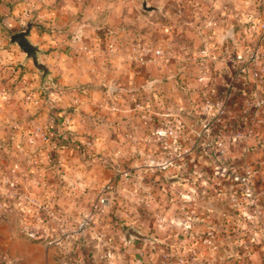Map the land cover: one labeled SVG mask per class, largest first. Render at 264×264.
<instances>
[{"label": "rangeland", "instance_id": "1", "mask_svg": "<svg viewBox=\"0 0 264 264\" xmlns=\"http://www.w3.org/2000/svg\"><path fill=\"white\" fill-rule=\"evenodd\" d=\"M144 3L152 9L145 10ZM52 6L58 9L54 15L58 28L42 24V21H48V12L44 9ZM38 11L45 14L42 16ZM29 21L34 23L29 39L38 47L43 29L62 31L71 42L77 34L81 39L86 34L88 45L85 42L67 45L69 62L73 63L75 58L90 70L112 64L113 68L118 69L117 64L121 67L122 75L118 76V81L125 82L122 85L128 88L135 86L132 90L139 94L134 102L137 110L126 111L134 113L124 118L128 121L126 124L117 126L118 123L112 120L114 123L108 127L107 134L102 135V141L95 135L99 132L98 127L87 122L101 119L102 105L92 92L101 84L91 81L65 86L56 76H50L49 63L39 57L49 71L45 76L17 44L10 42V36L26 29ZM262 43L264 0H0V185L4 184L5 177H11L8 171L16 159L25 166L26 173L18 174L21 182L15 174L12 179L43 202L52 201L60 214L66 216L60 223H46L50 234L35 239L21 230L24 222L32 221L28 212L26 219L21 218L17 223L18 236L38 243L41 249L37 252L42 254L54 239L51 246L60 256H65V251L71 250L78 241L76 225L79 218L91 208L101 187L110 183L113 201L108 213L89 232L92 237L84 240L88 247L80 246L73 260L136 264L142 259L144 264L152 261L164 264L170 258L178 264L182 258L187 263L196 259L207 264L200 240L208 234L207 228L211 225L208 218L212 217L202 213L198 199L204 193L212 201L214 193L218 195L215 186L220 180L214 177V168L209 163L213 160L210 156L213 136L209 135L208 141L199 146L196 141L192 145L188 141L190 131L196 135L195 130L204 126L197 124L196 113H200V108L196 107L200 105V98L193 90L213 82L219 90L217 95L223 94L224 98L220 100L224 101L226 90L224 93L221 90L229 85L224 71H231L233 62L236 64L238 59L253 52L255 44L261 46ZM86 47L97 53L93 63L87 57L89 50ZM117 54L119 63L114 66L111 59ZM130 70L138 73L141 79L132 82ZM205 72L207 78L202 81L200 78ZM218 74L222 76L218 77ZM148 75L156 79L157 88L146 86ZM115 77L116 74L111 79ZM160 81L166 83L167 98L174 102L170 110L188 118V125L183 127L187 141L182 146L167 145L169 139L158 134L168 124L178 126L173 124L175 122L167 123L157 114L166 111L154 95L158 91L165 92ZM48 90L57 93L60 109L52 106L56 103L47 96ZM33 99L38 102H32ZM91 101H94L93 110L87 106ZM231 103L232 99L229 100ZM112 106L107 113L114 118L116 109ZM54 115L64 124H61L63 130L73 123L77 128L75 132L67 130L45 142L35 135V130L45 129ZM89 115L92 117L86 120ZM88 128L93 132L90 133ZM13 130L21 134V144L28 150L26 156L19 151L17 158L11 157L17 151L7 138ZM49 130L54 129L49 127ZM31 138L48 145L49 149L42 154L44 158L34 156L37 151H32L29 146ZM54 140L56 145L53 146ZM204 143L208 145V160L205 159L208 171L202 172L198 152L203 151L200 147ZM183 147L197 148L190 152L193 156L188 153L178 157ZM166 161L172 163L165 166ZM257 176L258 173L255 178ZM262 198L259 195V200L252 204L254 214L261 215L264 205L259 203ZM220 202L225 204V201ZM192 211H195V218L188 219L187 215ZM224 224L228 226L227 222ZM255 225H259L256 226L259 230L261 224ZM130 227L139 228L151 240L134 238L127 242L125 233ZM97 232L104 235L101 240L96 237ZM254 240L258 244L261 238ZM245 245L243 241L237 242L236 254L229 249L231 252L227 251L223 260L250 262L249 251H246L247 255H244L245 251L241 252ZM89 249L93 250L90 252ZM101 249L102 254L98 253ZM93 251L97 256H90ZM47 261L53 263L51 258Z\"/></svg>", "mask_w": 264, "mask_h": 264}, {"label": "crops", "instance_id": "2", "mask_svg": "<svg viewBox=\"0 0 264 264\" xmlns=\"http://www.w3.org/2000/svg\"><path fill=\"white\" fill-rule=\"evenodd\" d=\"M51 4V2H49ZM44 11L48 12V21H42V24H45V26H55L58 28V23L56 22V19L54 15L58 13V9L55 6L50 7L49 9H44ZM44 11H38L40 15H44ZM47 14V13H46ZM54 17V18H53ZM53 18V19H51ZM34 25V24H33ZM89 27V26H88ZM43 33L40 36V50L41 53L39 55L40 58L44 59L45 62L49 63L50 67V76H56L57 81L62 83L65 86H75L79 84H89V82H94V83H100L101 86L100 88H95L92 89V92L96 94L99 99H100V104L102 105L101 109V119L99 122H87L88 124H93L96 127H98L99 132L95 135H98L100 140L102 141L103 136L106 135L108 131V127L112 126L114 122H117V126H123L126 124L128 121L124 120V118L128 117L132 113L126 112L127 110H132L136 111L137 107L135 105V97L136 94L139 96L138 93L134 92L133 90L136 88L135 86H131L128 88L127 86L122 85V83L125 82H120L118 81V76L122 75V70L121 67L118 66L117 62L119 63L118 57L119 55L113 56L114 59H111V61H114V66L115 63L117 64L116 66L118 69L115 67L113 68V64L109 67L108 65L96 69L94 67L93 70L88 69V66H85L83 64H80L78 60H75L74 62L71 63L67 60L68 57V52H67V45L68 44H77L80 42H85L87 44V35L85 34V38H80L79 35L77 34L76 37L74 38L73 42L70 41V38L66 37V35L62 34L61 32H50V31H45L43 29ZM60 33V34H59ZM46 39V41H45ZM71 42V43H70ZM253 46V45H252ZM251 46V47H252ZM87 48V47H86ZM50 51H47L49 50ZM251 48H249L250 50ZM89 50V53L87 51V57L92 60L91 62L93 63L95 60V53L94 50H91L90 48H87ZM86 53V52H85ZM239 53V52H238ZM251 52L249 55L245 57H241V60L236 61V64L233 62V68L231 71H224V76L225 80H227V83L229 82L228 87L223 88L221 91L224 93L225 90H227L230 87V84L232 85V103L230 104L234 114L226 119L225 125L222 126H215L212 125V133L209 135H212L213 137L215 136H221L225 139V141L228 143V145L231 147V155L225 165L226 168H230L231 170H241L243 165H249L253 168L257 169L258 176L255 178V181L253 182L252 186V193L253 196H256L255 202H257L259 195H261L262 201H260V205H264V122L261 124L259 128L255 130L254 136L249 140L247 145L241 147L237 144H234L231 141L230 137V128H237L239 126V117L241 110L243 109L242 107L246 104V101L250 100H255L256 98H263L264 99V43L261 45L260 49V55L255 60V65L254 67L257 69H261L260 75L258 77H253L252 72H251V65L249 64V73L246 75H242L239 73V68L238 65L242 61L247 59L250 56ZM73 59V58H72ZM106 60V59H104ZM104 62V61H103ZM91 63V64H92ZM241 63V64H242ZM106 64V63H105ZM133 70V69H132ZM129 73V78L132 80V82H136L141 79V76L138 73H135L133 71H128ZM49 74V71H48ZM116 74L117 79H111L113 78V75ZM127 74V75H126ZM125 75L128 76V73L125 72ZM222 76V74H218V77ZM147 81V87L149 89H152V86L154 88L155 84L154 81L156 79L153 78V76L148 75ZM124 78V76H123ZM198 81V80H197ZM163 83L161 86L163 88V91L166 90V83L160 81ZM198 84V83H197ZM198 86V85H196ZM208 87V88H207ZM133 89V90H132ZM183 90H186V87H183ZM49 91V90H48ZM197 96L200 98V108L198 112L196 113V118H199L202 123H207L211 124V116L206 112L205 110V105L206 101L209 99L211 100L214 104H220L222 101L220 99L224 98L223 94L220 96L217 95L216 92H218V88L216 85L212 84L211 85H203L202 87H198L195 90ZM50 92V94H49ZM48 92V97L52 102H55L56 104H52L53 107L60 109V106L58 105L59 97L56 96L55 90H51ZM155 92L154 95L157 96L158 100L161 101V104L163 105V108H166L164 112H157L159 116H161L167 123H173V124H178L182 125L184 127L185 125H188V118L182 114H177L176 112H172L170 110V106L173 105V101L167 98V92ZM210 94V95H209ZM94 101H91L87 103V106L91 107V110H93V104ZM113 105L112 107L115 108L116 110L114 111L115 117L111 118V116L107 113L108 108ZM136 107V108H135ZM154 106L150 107L153 109ZM242 108V109H241ZM264 109V107H263ZM196 110V111H197ZM195 111V112H196ZM57 114V113H56ZM62 114V113H60ZM90 117L85 118L90 119L92 115H89ZM263 121H264V111H263ZM114 120L113 123L111 121ZM60 118H57L55 115L49 119V125L46 127H50L51 129L53 128L54 130L52 131L53 133L57 135L63 134L68 130L70 133L75 132L76 130V125L70 124L64 130L62 129L63 123L60 122ZM86 123V122H85ZM166 123V124H167ZM64 125V124H63ZM87 125V124H86ZM85 126V124L83 125ZM88 127V126H87ZM89 129V132L92 133L93 131ZM194 132V131H193ZM190 131L189 133V144L192 145L196 141V135ZM75 135V133H73ZM9 138L8 142L9 144L13 145L17 151H14V154L11 155L13 159L17 158L16 155L20 154L17 152L23 153V155L28 154V150L25 148V146L21 144V141H23L21 134H19L17 131L13 130L8 137ZM32 144H30L31 142ZM29 141V146L32 147V151H37L34 156H38L39 158H44V154L49 148L48 145H45L42 143L37 138H31ZM40 143V145H39ZM206 144V143H205ZM34 148V149H33ZM46 148V149H44ZM203 153L198 152L200 159L198 161V164L201 165V171L205 172L208 171L207 165H205L207 162V146H203ZM191 154V153H190ZM15 155V156H14ZM22 155V154H21ZM193 156V154H191ZM206 159V160H205ZM237 159L240 161H243L242 164H238ZM205 162V163H204ZM211 164V161H209ZM24 165L21 164V162H18V160H13L10 168H9V174L10 178L12 179V175H16L18 181L19 180V175L24 171ZM34 170V169H32ZM7 172V173H8ZM19 174V175H18ZM21 182V181H20ZM216 187V186H215ZM14 189H20V190H25L19 183L15 182ZM216 189V188H214ZM222 188H217V190H221ZM13 190V189H12ZM214 193V197L212 198L213 202L211 204V210H212V218H208V222L211 223L209 226V230L214 229L215 233L217 234L216 240H217V246L218 249L215 252V254H210L208 249L206 247H203L202 251L204 256H207V264H264V209L261 212V215L257 212V214H254L252 212V205L248 206V208H244L241 211H232L229 209L227 218L224 216V212H226L227 206L223 204L221 199H225L224 196L222 195H217ZM222 198H220V197ZM202 197H205L204 193H202ZM186 200L188 198H185ZM201 206V211L204 212L205 210V204L200 203ZM66 207L68 205L66 204ZM250 208V209H249ZM249 215V218H245L244 214ZM10 214V215H9ZM8 218L6 220H3L0 222V262H4L5 264H60L58 263L57 259L60 255L55 251V247L51 246L53 243L49 242L50 247L47 248V251L44 250V254L42 252H37L39 249H41V246L38 245V243L32 242L26 237L23 236H18L17 230H16V224L17 220L19 217V214L16 211H12L9 213ZM244 220V222H243ZM246 220V221H245ZM248 220V221H247ZM227 222L228 226L225 225L224 223ZM244 224H243V223ZM243 224V225H242ZM255 224H261L259 230L256 229ZM229 225L230 231H229ZM226 227V228H225ZM93 233V232H92ZM97 238L100 240L103 238V234L100 232H97ZM99 234V235H98ZM92 237V234L89 233L83 238V242L79 243L78 246L75 248V253L76 251L79 250L80 246H87V243H85L89 238ZM255 237L261 238L260 243L257 244V241H255ZM242 239V240H239ZM85 240V242H84ZM243 241V244H246L245 247H248V250H245L242 248V251H245L244 255H247L246 251H249L250 259H252L250 262L245 261H238L234 260L232 263L230 261H224L223 256L226 254V252L232 250L233 254H236L237 252V246L236 243ZM240 248V249H241ZM82 251H85V248H81ZM230 249V250H229ZM239 249V250H240ZM251 249V250H250ZM90 252L93 249H89ZM251 251V252H250ZM231 252V251H230ZM98 253L102 254L103 249L98 251ZM231 253V254H232ZM87 256V255H86ZM91 257L97 256V252L93 251V253H90ZM53 257V258H52ZM166 257V255H165ZM25 258V259H24ZM47 258H51L52 262L47 261ZM168 258V257H166ZM44 259V260H43ZM46 260V261H45ZM154 260V259H153ZM168 261L164 262V264H176L170 261V258L167 259ZM50 261V260H49ZM78 262L74 263H66V264H77ZM82 264H109L107 261H97L94 263H86V261H82ZM79 264V263H78ZM150 264H156V261L150 262Z\"/></svg>", "mask_w": 264, "mask_h": 264}, {"label": "built area", "instance_id": "3", "mask_svg": "<svg viewBox=\"0 0 264 264\" xmlns=\"http://www.w3.org/2000/svg\"><path fill=\"white\" fill-rule=\"evenodd\" d=\"M253 52L250 56L243 61V63H239V73L242 75H246L249 73V64L251 65L252 75L253 77H258L260 75V69L254 67L255 60L260 55V45H254ZM207 72H205L201 76V80H206ZM232 85L226 90L225 100L220 104H214L211 100H207L205 105L206 112L211 116V124L202 123L200 119L197 120V124L201 126L199 131H196V145L199 146L203 141H208V136L212 133V125L222 126L225 125L226 119L234 114L229 100L232 98ZM31 100V96L28 97ZM32 102L37 103L35 99ZM141 105V104H138ZM264 107V99L256 98L255 100L246 101V104L241 108V113L239 117V126L237 128H230V137L231 141L234 144H237L241 147L247 145L249 140L254 136L255 130L263 124V109ZM65 120V119H64ZM158 134L163 138H168L166 140V144L173 145H184L187 141L185 130L182 125H178L176 128L174 125H169L162 131H158ZM35 135L40 137L45 142H50L51 139L56 138V134L49 130V127H45V129L37 128L35 130ZM69 138H67V141ZM211 145L213 146V151L210 152V156L213 158L211 160V165L213 166V174L214 177L220 180V183L216 185V188H222L218 190V194L224 196L225 205L227 206L226 212H224L225 218H227L229 209L232 211H241L246 207L252 205L256 196H253L252 186L254 182L255 175L257 174V169L253 168L249 165H243L241 170H231L230 168H226L225 165L231 155V147L225 141L223 137L215 136L211 139ZM210 143V142H209ZM208 143V144H209ZM53 146L55 144V140L52 141ZM203 146H208L207 143L203 144ZM194 148L187 149V147H183V151L178 152V157H183L190 153ZM180 148L176 150H180ZM176 158V156H175ZM168 163H172L166 161V165ZM164 166V167H165ZM128 173H126L127 175ZM225 176L226 179L223 177ZM227 181V182H226ZM15 181L11 180L10 177H5V182L3 185H0V222L6 220L12 211H16L19 214L17 223L19 219H26L27 213H31L32 221L31 223L24 222L21 226V230L28 235V237L35 239H43L46 235L50 234L49 227L46 223H60L61 221L66 220V216L60 214L59 210L54 206L52 201L43 202L42 199L37 197L36 195H32L27 193L25 190L14 189ZM13 189V190H12ZM113 186L110 183L104 184L100 192L93 202L91 208L83 213V215L79 218L78 223L76 225V240L75 245L71 250L65 251V256H59L57 258L58 263L66 264L68 263H76L82 264V261L73 260V256L75 253V248L79 243L83 242V238L89 234L91 230L94 229L95 224L99 219L104 218V216L108 213V210L113 201ZM202 197V196H201ZM199 198L198 202L205 204L204 214L209 217H212L211 204L213 201L208 200L206 197ZM220 197V196H219ZM222 198V197H220ZM195 211L187 215L188 219H194L195 215H193ZM28 213V214H29ZM9 214V215H8ZM204 216V215H203ZM245 218H249V215L244 214ZM187 226V225H186ZM17 227V224H16ZM66 234L65 229H62ZM217 234L214 229L208 231V234L205 235L201 240V247H206L210 254H215L218 249ZM99 239V238H98ZM56 240L50 241L54 243ZM245 250H248V247H244ZM69 251L68 254H66ZM64 254V252H62ZM69 256V258H68ZM4 263V262H3ZM77 263V264H78ZM8 264V263H6ZM136 264H144L142 259H138ZM178 264H204L203 262H198L196 259H192L190 262H185L184 259H180Z\"/></svg>", "mask_w": 264, "mask_h": 264}, {"label": "water", "instance_id": "4", "mask_svg": "<svg viewBox=\"0 0 264 264\" xmlns=\"http://www.w3.org/2000/svg\"><path fill=\"white\" fill-rule=\"evenodd\" d=\"M143 8L147 11H150L152 9L150 6L147 5V3L143 4ZM33 24L34 23L32 21H29L27 23L26 29L12 34L10 36V42L12 44H17L26 53L27 57L33 60L34 65L39 70L43 71L44 75L46 76L48 74L47 67L44 63L40 62L39 60L41 50L36 44H34L29 39ZM134 238L142 240H151V237L143 234L139 228L130 227L125 233V239L127 242H131Z\"/></svg>", "mask_w": 264, "mask_h": 264}, {"label": "trees", "instance_id": "5", "mask_svg": "<svg viewBox=\"0 0 264 264\" xmlns=\"http://www.w3.org/2000/svg\"><path fill=\"white\" fill-rule=\"evenodd\" d=\"M0 264H5V263H3V262H0Z\"/></svg>", "mask_w": 264, "mask_h": 264}]
</instances>
